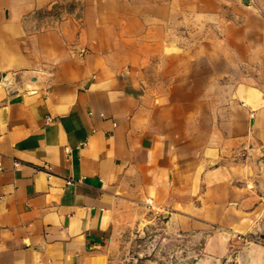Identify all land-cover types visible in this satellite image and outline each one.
I'll list each match as a JSON object with an SVG mask.
<instances>
[{"label":"crops","instance_id":"1","mask_svg":"<svg viewBox=\"0 0 264 264\" xmlns=\"http://www.w3.org/2000/svg\"><path fill=\"white\" fill-rule=\"evenodd\" d=\"M144 210L264 264V0H0V264H112Z\"/></svg>","mask_w":264,"mask_h":264},{"label":"rangeland","instance_id":"2","mask_svg":"<svg viewBox=\"0 0 264 264\" xmlns=\"http://www.w3.org/2000/svg\"><path fill=\"white\" fill-rule=\"evenodd\" d=\"M165 219L144 210L134 226L122 232L112 264H193L202 256V237L173 233Z\"/></svg>","mask_w":264,"mask_h":264},{"label":"built area","instance_id":"3","mask_svg":"<svg viewBox=\"0 0 264 264\" xmlns=\"http://www.w3.org/2000/svg\"><path fill=\"white\" fill-rule=\"evenodd\" d=\"M49 119V118H48Z\"/></svg>","mask_w":264,"mask_h":264}]
</instances>
